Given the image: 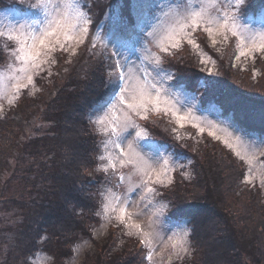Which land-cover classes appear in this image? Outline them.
<instances>
[{"label": "snow or ice", "instance_id": "6c2138e0", "mask_svg": "<svg viewBox=\"0 0 264 264\" xmlns=\"http://www.w3.org/2000/svg\"><path fill=\"white\" fill-rule=\"evenodd\" d=\"M90 11L86 0H13L0 7V38L11 45V63L0 80V96L9 94V103H14L22 90L35 87L37 76L51 78L59 74L52 70L58 64L57 54L72 64L82 47L85 51L91 49L90 55L95 56L99 43L103 49L101 67L107 69L105 86L112 96L89 117L95 132L106 137L94 149L97 156L93 163L96 171L111 174L106 175V185H111L113 179L116 184L101 192L99 205H93L95 214H103L108 221L115 219L117 227L134 236L145 250L148 264H155L158 248L161 253L171 249L182 260L190 254L191 220L185 219L181 209L179 215L165 216L167 206L157 199L159 189L175 183L176 166L162 154L163 145L151 136L148 126L138 121L149 122L156 115L168 117L177 126L173 132L186 124L198 134L207 132L234 153L241 184L256 187L258 179L259 187L264 189V140L250 145L243 136H234L214 121L197 116L194 109L198 98L186 94L180 102L171 92L173 74L161 67L165 59L176 58L187 47L200 57L201 65L213 66L203 69L209 76L202 79L208 93H214L219 81L210 78L216 60L208 51L218 52V46L234 40L236 62L241 58L255 61L257 54L264 55V3L199 0L194 5L186 0H117L109 6L106 24L91 38L94 25ZM149 44H154L158 52H153ZM236 124L240 121L232 125L236 132L248 134L246 127ZM125 183L126 190L118 191ZM144 217L147 226L142 223ZM165 231L172 233L167 240ZM34 249L24 254L23 264H33L31 257L37 255Z\"/></svg>", "mask_w": 264, "mask_h": 264}, {"label": "trees", "instance_id": "16d2710c", "mask_svg": "<svg viewBox=\"0 0 264 264\" xmlns=\"http://www.w3.org/2000/svg\"><path fill=\"white\" fill-rule=\"evenodd\" d=\"M11 1L0 0V7ZM91 1L86 0L91 8L92 28H98L106 24L102 12L109 0L96 2L95 7ZM90 52L86 53L92 56ZM102 52L90 62L91 71L82 69L84 65L78 62L79 56L73 58L72 64H67L64 57L57 54L58 64L52 70L59 74L51 78L38 76V92L23 91L17 105L0 115V235L6 246L13 244L12 248L18 250L11 259L12 264H23L24 254L33 246L36 251L44 235L52 245L43 247L44 251L52 256L54 264H65L72 256L71 244L82 238H90L95 251L88 253L87 261L81 264H126L124 251L129 249L118 246L116 237L101 245L93 235L101 220H96L95 209L90 203L94 186L88 171L93 169L98 138L89 116L112 94L107 96L104 88L107 69L101 67ZM184 59L181 61H190L188 57ZM225 61L223 59L222 63ZM258 61L262 75L257 80L249 72L238 74L233 67L222 65L220 72L228 78H216L217 88L225 90L226 94L221 90L218 93L221 97H216L215 92L209 94L207 87H203L199 100H204V105L216 102L221 112L232 115L237 108L230 100L235 92L240 93L241 98L245 95L264 98V57ZM179 64L177 60L172 63L180 71V76L173 75L174 85L178 84L177 80L182 81L181 77L187 79L188 70L184 69L191 65L182 67ZM181 140L173 141L174 147L192 149V162L188 164L193 174L176 175L172 188L162 190V196L173 205H182L173 210H184L192 220L191 254L175 264H264V195L261 189L241 184L239 162L227 149L224 148L228 152L225 153L215 145V141L201 136L198 148L183 145L191 143L190 139L182 137ZM20 161L29 165V174L21 172ZM18 175L28 177L33 184L20 198L10 194ZM13 199H18L20 204L6 205Z\"/></svg>", "mask_w": 264, "mask_h": 264}, {"label": "rangeland", "instance_id": "374dc122", "mask_svg": "<svg viewBox=\"0 0 264 264\" xmlns=\"http://www.w3.org/2000/svg\"><path fill=\"white\" fill-rule=\"evenodd\" d=\"M103 0H93L90 2V4H92V7H95L96 2H100L102 3ZM13 2V0L11 1ZM34 2V0H33ZM55 2V0H54ZM117 2V0H109V3L106 5L105 10H103L104 12H102L104 15L103 19L106 20L107 15L109 13V6L113 3ZM122 2V0H121ZM186 2L192 3L194 5L199 3V0H186ZM255 4L259 5L261 3H264V0H256L254 1ZM82 10L83 7H82ZM86 11V10H85ZM157 13L159 14V10H156ZM107 22V20H106ZM105 23H102V25H104ZM102 25H99L102 26ZM98 27V28H99ZM97 30V28H91L90 29V38L92 36V34ZM202 37H204L206 39V35L201 33L200 34ZM149 47H151L153 52H158V49L154 46V44H149ZM220 48V51H208V49H205L206 51H208V54L210 56H212V58L214 60H216V65H215V73L210 77L212 79L217 80L216 78H221V79H225L228 78V76L222 75V73L220 72V67H222V65L227 66V68H231L233 67L236 71V73L241 74V73H247L249 72V74H251V77H253L255 80H257L259 78V76H261V69L257 66L258 64V60L262 57H264V55L261 54H257V58L255 59V61H253L251 58H241V60L239 62L235 61V55L236 53V49H235V41H231L229 44L227 45H221L218 46ZM10 48L8 45H6V42L3 38H0V51H2V53L0 54V80L3 79L4 75H6L9 71V65L11 63V56H10ZM85 49L82 47L80 49V53H79V58H78V62H80L81 64L84 65V67L82 68L84 71L86 70H90V62H93V59H97L99 56V52L103 51L102 46L98 43L97 47L95 49L96 51V55L95 56H89L86 52H90L91 49H89V51H86L84 53ZM94 57V58H92ZM184 59L187 58L190 60L188 61H181L180 58ZM199 59L200 57L196 56L195 54H193L191 52L190 49H188L187 47L185 48V50L181 53H179L176 58L172 59V58H168L165 59L163 64L161 65L162 68L167 69L168 72L172 73L173 75L175 73H178L180 71H178V66H174L172 65V63L174 61L177 60L180 61V66L185 67L187 65H189L191 63V65L185 67L184 70H188V73L186 74L187 79H183V77H181L182 81H180L181 83H179L178 85L180 87H175L173 85V87L171 88V92L176 94V97H178V100L180 102H183L185 100V95L186 94H191V95H195L198 99L196 101L197 107L196 109H194L195 114L197 116L200 117H206L209 120L214 121L215 123L219 124L221 128H225L227 129V131L232 132L233 135H241L244 137V139L246 140L247 143H249L250 145H255L258 144L261 140H264V128H262L260 125H264V98H258V97H247L246 95L244 97H240V93L238 94V92H235V94L233 95V97L230 99L233 103L235 102V106H237L236 111L232 113V115H229V117L226 118H221V111L218 109V105L216 104V102H213V104H211L210 107H208L206 110L204 111H200L199 110V103L203 104L206 103L204 100L201 101V99L199 100V96L200 92L202 91L201 88L203 89V87H207L206 85V81H204L202 78L203 77H208L209 76V72L208 71H204L203 69L205 67L211 69L213 68L212 65H201L199 63ZM223 59H225V63H222ZM185 60V59H184ZM193 61V62H192ZM195 62V64H193ZM138 63V61H137ZM183 63V65L181 64ZM80 66V64H79ZM231 66V67H230ZM155 75V74H153ZM178 75L180 76V74L178 73ZM232 75V74H231ZM231 75H229L231 77ZM194 76H196L194 78ZM198 76V78H197ZM38 77V76H37ZM37 77L35 78V80H37ZM233 78V75L232 77ZM171 82H175L172 80L169 81L170 84H172ZM0 87H2V84H0ZM102 88V87H101ZM106 88V86L104 87ZM38 85L35 84V87L30 86L28 89H24L21 92V95L23 93V91H29L32 94H35L36 92H38ZM200 89V90H199ZM106 91V95L108 96L111 91L110 89H105ZM218 90V91H217ZM222 90V91H221ZM218 89L216 88L215 92V96L218 97L221 95H219L218 93H221L224 95L226 94V91L223 89ZM12 104L9 103V94H5L3 96H0V115L3 116L6 114V112L8 111L9 108L14 107L17 105V103L20 100V97ZM207 95V94H205ZM231 95V96H232ZM206 97V96H205ZM253 98V99H252ZM238 109V110H237ZM224 110V109H223ZM225 112V111H223ZM214 113H219V115H215ZM155 116V118H151V120L149 122H144V121H138V123H141L144 126H148V130L151 133V136L153 138H155L157 141L161 142L163 145L162 148V154L164 156H167L170 158V162L172 164H174L176 166V172L174 173L175 177L176 175L178 176V174L186 173L188 176H192L193 171L192 170V166L190 167L191 164V154H192V149L191 148H187L186 150L182 149H176L174 147L173 141H182L181 139H176L177 136H179L181 134L180 137H183L184 140L190 139L191 143H184L183 145L189 144L192 147H198L199 146V137L204 136L206 138H209L212 142H216L215 145H217L221 150H223L224 148L227 149L222 142L220 141H216L214 140L212 137L207 135V132H205L204 134H198L196 129L192 128L191 125L186 124L184 128L182 129H178L177 132H173L172 129L177 127L174 123H171L169 121L168 117H158L156 115H152ZM90 117V116H89ZM95 117H93L94 119ZM236 121H240V124H236V127H239L241 124L246 127L248 129V133L249 134H244L241 132H236L235 129L232 127L233 124H235ZM238 125V126H237ZM92 126V125H91ZM256 126H259L261 128H257ZM93 128V127H92ZM256 128L258 130H256ZM255 129V130H253ZM93 132L95 133V136L98 138V140L96 141L97 144L96 146L99 144V142L103 139H106V137H103L101 135H99L98 133L95 132L94 129H92ZM249 130L251 132H255V134L253 133L252 135L250 134ZM224 133H221V135H223ZM172 141V142H171ZM220 144V145H219ZM102 147V146H101ZM199 148V147H198ZM224 149L225 153L227 152ZM184 150V151H183ZM229 153H232L229 151V149H227ZM253 150H255V148L253 147ZM264 150V149H262ZM227 152V153H228ZM234 155V153H232ZM97 156V151H94L93 154V160L96 159ZM21 163V172L24 171V174H29L28 173V169H29V165L28 164H23V161H20ZM190 163V164H188ZM180 165H183V167H180ZM92 168V167H91ZM90 168V169H91ZM96 165L93 164V169H91L92 171H88L90 173L91 177V184L94 186V193L93 196L90 195V198L93 200H90V203L93 207V205H99L100 201L102 200V196H101V192L107 187H112L116 184V180L113 179L111 185H106V175L110 176L111 174H105L101 171H96ZM122 171H124L125 173H128V169H123ZM87 173V171H86ZM241 173V172H240ZM88 174V173H87ZM31 175V174H30ZM97 175V176H96ZM31 176H35V175H31ZM24 179V180H23ZM35 182V180H34ZM31 183V179L27 178H21L19 175L16 176L15 181H14V188H12L10 190V194L13 196H16L18 198L21 197L22 193L27 194L28 191L32 188L33 184ZM256 183V187H251V186H247L250 189H261L262 194L264 195V189L259 187V180L257 179ZM174 185V184H173ZM172 185V186H173ZM161 188L159 189V191L161 192V195L157 197V199L161 202V205L164 206L166 205V210L164 212L165 216H175V215H179L181 214L180 212L174 211L173 209L178 208L179 206H182L180 204H176L173 205L172 202H170L168 199H166L164 196H162V190H166V189H171L172 188ZM246 187V188H247ZM127 188V184L125 183V185L123 187H121L120 189H118V191L120 192H124ZM91 191V190H90ZM113 191H117V189H115L113 187ZM169 195V194H167ZM169 199H171V197H168ZM20 201L18 199H13L11 203H8L6 205H12V206H16L19 205ZM79 205H81V203H78ZM2 207V205H1ZM4 210V208H3ZM91 213V212H90ZM95 213V212H94ZM185 217L186 220H189L190 218V214H184L182 213ZM99 218L100 224L98 226L95 227V229L93 230V235L94 238L99 241L101 243V245H104L106 242H108L110 239L116 237V241L117 245H121L126 249H129L128 251H124V261L126 262V264H148V262L145 260V250L142 249L139 241L134 237V236H129L126 234V231L123 230L122 228H119L116 226V221L115 219H112L111 221H108L104 218L103 214L102 215H97L96 220ZM191 220V219H190ZM192 221V220H191ZM142 223L145 224V226H147V217H144L142 219ZM173 221L169 220V224H172ZM159 224V222H158ZM191 223L188 225V227L190 228ZM91 231V229H90ZM176 231H179V229H176ZM164 237L165 240H167L168 236H170L172 233L171 232H167L165 231L164 233ZM44 239L41 240V246H39V248L35 251L37 253V255H35L34 257H31L33 264H54L55 260L52 258V256L45 250L44 248L45 246H52L50 244L51 241H49V237L44 235L43 237ZM190 239V237H189ZM191 242V241H190ZM53 246L55 245V242H52ZM8 246H6V242L3 241V239H1V235H0V264H12V258L14 255H16V253H18L17 249H14V246L12 248V245L7 244ZM70 247H74L73 250L71 248V253L72 256L67 258V261H65V264H81L83 263V261H87V254L91 253L93 251H95L94 246L92 244V241L90 240V238L86 239V238H82V240L80 239V241H78L75 244H71ZM116 248V247H115ZM114 248V249H115ZM191 251V248H190ZM191 254V252H190ZM189 255H185L183 257L182 260H178L174 253L172 252L171 249H168L166 251H164L163 253H161V250L158 248L157 249V255L154 257V261L155 264H175L176 262L180 261L182 262L183 260L186 259V257H188ZM11 261V262H10ZM15 261V260H14ZM13 261V262H14ZM136 261H138L136 263Z\"/></svg>", "mask_w": 264, "mask_h": 264}]
</instances>
